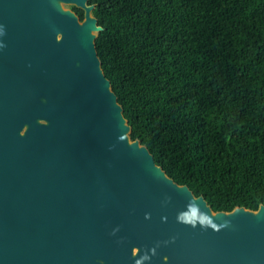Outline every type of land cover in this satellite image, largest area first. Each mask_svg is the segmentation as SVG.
I'll return each instance as SVG.
<instances>
[{
	"label": "water",
	"instance_id": "water-1",
	"mask_svg": "<svg viewBox=\"0 0 264 264\" xmlns=\"http://www.w3.org/2000/svg\"><path fill=\"white\" fill-rule=\"evenodd\" d=\"M90 1L0 0V264H264V204L213 211L131 139Z\"/></svg>",
	"mask_w": 264,
	"mask_h": 264
},
{
	"label": "trees",
	"instance_id": "trees-1",
	"mask_svg": "<svg viewBox=\"0 0 264 264\" xmlns=\"http://www.w3.org/2000/svg\"><path fill=\"white\" fill-rule=\"evenodd\" d=\"M90 3L131 139L213 211L264 204V0Z\"/></svg>",
	"mask_w": 264,
	"mask_h": 264
}]
</instances>
